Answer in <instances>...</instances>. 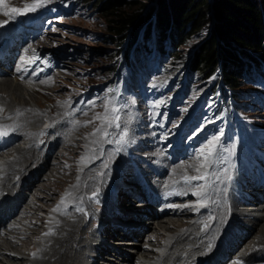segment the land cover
Returning <instances> with one entry per match:
<instances>
[{"label":"rangeland","instance_id":"1","mask_svg":"<svg viewBox=\"0 0 264 264\" xmlns=\"http://www.w3.org/2000/svg\"><path fill=\"white\" fill-rule=\"evenodd\" d=\"M105 1L110 2L111 0H49V3L46 6L56 8L57 13L48 18L49 26L45 29L47 30V33H43L47 36H44V38L37 41L38 46L41 45L45 49L53 52L52 54L57 56L59 60L56 72L50 75L46 81L43 82L46 86L49 84L48 87H43V89L42 87H39L38 84L27 85L15 81L14 78L0 77V79H8L14 86L19 84L20 90L23 93L22 102H25L26 105H28L23 111L29 112L31 110H35V114L38 115L36 120H30L26 124H22L20 122L21 124L19 123V125L21 129L19 131L24 128L25 132L29 133V136L30 134L32 135L38 129L37 127H39L42 123L53 121L55 119H57L56 121H64L65 126L71 125L75 128L73 131H70L71 134L64 133V131H68L65 129L61 130V133H57L56 136L61 138L60 143L58 142V144H55L56 141H54L55 143L53 142V144L57 146L54 147V150L51 151L50 155H48L46 159L49 164L45 165L46 167L44 166V168L42 167L43 171L35 176V178H37L36 182L34 181L35 187H32L30 190L23 188L20 191L22 196L25 195L23 197L24 200L20 202V205L17 207L18 211L13 215L14 217L10 216L8 218L9 220L5 223L11 225L12 229L8 230L0 227V264H15L14 260H10L8 258L15 256L25 257L29 259L30 263H32V261L36 262L39 259V256H41V258L37 261L39 262L42 259V255L37 254L39 250L35 249H37L39 245H43L41 241L43 237L49 238L52 235L47 227L51 223L56 222L57 218L55 217L58 213V209L61 210L63 214L67 212L65 208L63 209L62 206H58L55 214V207L52 206V204L57 202L59 195L63 192H69V194H71L70 192L74 193L81 191V189L83 190L86 186L88 188L96 189L95 183L101 182L99 178H94L95 181L86 183V185L83 184L87 177L84 180L81 179L82 177L79 175L81 173L80 167L88 163V160L90 159L89 156L92 153L97 152V154L102 155L103 152H106L107 148L103 146L106 140L103 139V137L105 138L108 133L103 132L102 134L101 132H97V129H100V127L95 125L94 122L100 113L107 116L108 119L111 120L113 116L111 111L114 108L113 104L115 107L122 104L124 105L126 100L128 102V99H130V102L127 103L128 105L121 108L120 112L121 114L123 113V117L127 119L135 118L136 120L138 132L135 133L132 140L133 143L148 140V136H146L145 133L146 128H144L145 125L140 115L145 111L144 109L137 110L140 106L147 109L157 108L156 111L162 113L161 117H158L156 113H151L152 117L149 118V122L156 124L160 131H164V129L166 130V132L163 133L165 136L164 141H167L171 137L173 138L169 144L170 151L173 146L180 141L179 146L181 153H183L184 144L189 147H195L196 152L199 155V160H201V148H203L209 141H219L218 132L220 131V127H218L217 123L205 130L209 123L219 120V116L217 119H214L218 114L217 106L220 100L219 96L216 95L218 89L210 78L203 79L199 77L191 65L193 60L192 58L194 56L193 53L208 36L212 26L213 19L212 21L210 19L211 13L207 11L204 17H198L197 21L200 25L199 30L192 32L186 41L178 45L173 56L166 54L164 58L159 59L158 56L154 54L156 49L153 48V45H150L148 48H151L152 51L149 54L144 55L145 65L141 66L136 63L131 65L127 63L123 53L125 40L120 42L117 35L110 29V26H115L116 24L114 23V20L120 16H124L125 14H150L152 20H154L153 16L159 5L158 0H115L116 2H113V0V5L109 4L106 6L103 5ZM29 2H31V0H8L5 2L4 8L7 11L12 10L13 8L23 9L25 3ZM10 15L17 17L19 14L12 13L11 11L8 16ZM0 17H2L1 14ZM2 18L4 19V17ZM188 31H191V28L188 29ZM125 34H127V32ZM259 79L247 81L243 78L239 82L238 87L235 89L240 98L237 104L240 109L238 111L233 110V118L231 120L232 135H236L235 137L237 139L241 138L244 143L247 136L250 139V131L254 133L251 135L250 141L257 138L255 133V124L264 125V77H260ZM33 90L39 91L37 100H34V98L30 95ZM7 95L8 94L0 93V99H6ZM12 97L13 96L10 97L12 101H7V104H10V107L1 101L2 105H0V108L3 112L0 110V122H4V120L5 122L7 120L9 121L11 118L16 116V113L17 115L20 114L19 111L12 113V116L10 114H6L11 106H17L21 103L19 100ZM46 98H52L53 102L50 103ZM83 98L84 100H82ZM109 101L112 102L108 103ZM68 102L70 104H74L70 105V107L84 106L85 104L90 103V112L88 107H86L82 110L85 114L82 119L73 118L71 112L68 113V115H70L68 118V116L65 115L68 109ZM99 105H101V107L98 108L97 106ZM52 106L54 107L52 108ZM197 106H199L198 109H196ZM49 108L50 110L51 108L54 109L53 113H47ZM193 109H196L194 115ZM87 112L89 113L87 114ZM114 115L117 116L118 114L115 113ZM5 117L7 119H5ZM116 121L114 123H116ZM76 123H78V125ZM101 124L106 127L108 126V131L111 132L110 134H114V141H117L118 146L122 148L120 139L125 138L127 135L126 131L123 130V127H121L119 123H116L119 124V127H115L112 124H105L104 121L101 122ZM167 126L174 128L167 131ZM78 128L82 129V131H79ZM261 129H264V126ZM93 133H99V135L101 134V136H103L102 139L100 137L97 138L96 136L97 141L92 142V137L90 135H93ZM73 135H77V137ZM54 137H47V140L55 139ZM86 139H88V141ZM64 142H67L68 144L64 145ZM88 142H91V144ZM163 144L166 143L164 142ZM24 146V138L16 139L11 147L6 149L2 155H0V173H4V171L7 170L5 167L8 168L6 164L14 160V149ZM27 146H29V144ZM240 147V144L232 145L229 150H227V157H225L226 161L228 159L233 161L232 158L235 157V151ZM91 148L93 149L90 150ZM101 155H97V158ZM220 156H223V154ZM116 157H118V155H116ZM73 165L77 166L78 169H76L74 175H71L69 172L70 167ZM61 166L65 173L60 169ZM109 166L111 167L112 165L109 164ZM198 166L199 164L191 169L195 170ZM34 167L36 168V165ZM97 167H100L101 170L105 168L104 163L101 164L100 162H96L93 168ZM14 168L17 167L15 166ZM50 168L55 169L52 175L49 173ZM232 170L233 169L231 167L230 171L225 174V180L226 176L229 175ZM207 172V175L212 176L213 178V190L214 193H216L218 192L220 186L215 181L217 170L215 169L213 171L211 169L209 171L208 169ZM18 176L19 174L15 178ZM69 176L72 177L70 181ZM47 177H49L48 182L51 183V185L48 187L49 189L44 190L42 188L45 184H47ZM60 178H65V180L60 182L58 181ZM77 182L80 183L77 184ZM6 184H8V182H6ZM6 184L4 185L3 190H8V185ZM9 185H11V183ZM78 185L80 187H78ZM101 190L105 191L106 186L104 185ZM100 192L101 191H97L95 193L98 194ZM216 194L218 195L219 193ZM20 196L21 195L18 197L21 198ZM45 198L49 199L46 201ZM129 198L132 200L131 197ZM80 200L82 199L80 198ZM86 200L87 199L85 198V201ZM122 205H125V207L122 208ZM129 206L134 208H130ZM73 207L76 208V206H72L69 209H72ZM135 207L136 204L134 203L126 205L122 202L120 208L122 211L127 209L126 211L130 212L140 210L138 206V208ZM95 210L97 209L95 208ZM250 212H253V215L254 213H257L254 215H257V217L258 215H262L261 212L258 213V210ZM4 213L6 212H3V214ZM250 215L251 214H249V216ZM33 217H41L44 222L41 223L38 220H34ZM150 218L151 217H147L146 219L144 218L145 220L142 223L144 224L151 221ZM188 218L189 217H184L183 215L171 217L166 215L163 219L167 221L174 219L179 220L180 222L188 220ZM29 219H31L30 223ZM60 222L61 221L59 220V223ZM88 222L87 226H90L91 221ZM147 224L148 225L146 226H151V224ZM152 224L155 225V222H152ZM258 224L259 226H262L264 224V218L260 219ZM34 226L39 228L38 237L33 236L31 233ZM42 228H44V230ZM157 228V226H155L154 229L149 228L146 230L147 235L144 232L141 237H137V242L140 245V247L137 248L138 252L136 249H133L131 245H127V247L123 246V248L128 251H133L134 256L132 264H142L140 263V261H143L142 259H144L147 264H156L153 261H148V259L144 258L141 254L146 253L143 251L148 249H144V247L154 246L149 241V237H151V239L156 237L158 240L161 239L160 241L164 239L163 242H165L166 239L169 240V238H171V235L173 234L172 232L175 231L174 229L165 230L163 228ZM90 229L91 228H88L87 231H90ZM175 229L177 230L178 228L176 227ZM56 236L57 234H54L52 237L55 238ZM102 236L105 238V241L102 243H91L94 244L95 247H100L102 244L114 247L113 244L114 242H117V240H130V238H121V235L120 237L117 236L114 239H112V235L109 234H103ZM25 239H28V241L31 242V245L35 247L33 251H28V249H25L24 245H22L23 247L21 246L22 248L20 247V251H16L10 247V242L12 244H14V242L19 244V242H22V240ZM246 239L250 241L252 239V233H248ZM262 241L264 242V240ZM246 242L245 244L248 243ZM239 247L241 251H243V247L245 246L240 245ZM235 250H238V247ZM85 251L87 252V250ZM233 252L234 251H232L231 256ZM112 253L113 252L110 254ZM103 255V257H105L106 254L104 253ZM35 256L38 258L35 259ZM92 256L95 255L93 254ZM117 261H120V259ZM24 262L27 264L28 260H24ZM96 262L97 264H103L105 263V260L98 257L95 258L94 263L96 264Z\"/></svg>","mask_w":264,"mask_h":264},{"label":"bare ground","instance_id":"2","mask_svg":"<svg viewBox=\"0 0 264 264\" xmlns=\"http://www.w3.org/2000/svg\"><path fill=\"white\" fill-rule=\"evenodd\" d=\"M7 1L8 0H5V2H7ZM3 12H4V10H3ZM3 12L0 13L2 15V17L4 16ZM10 16H13V15H10ZM18 16L17 17L13 16V17L18 18ZM2 17H0V21L3 19ZM3 36H7V35H5L2 31H0V37H3ZM42 38H44V37H42ZM33 44H36V43H33ZM0 45H1V43H0ZM11 45L15 48V53L21 52V50L17 48V41L11 42ZM1 62L2 61L0 60V65H1ZM48 85L46 86L44 83L38 84V86L42 87V88L48 87ZM0 93L8 94L6 96V99H0V105H2V103H1V101H2L8 107H10V104H7V101L11 100V98H10L11 96H13L15 99H17L21 102L17 106H15V105L11 106V108H9L7 111L8 113H6L7 115H9V114L11 115L12 113L19 111L20 114L17 115V113H16V116H14L11 119L9 118L10 119L9 121L7 120L5 122V120H4L3 123L5 124V126L7 128L15 127L16 130L18 131V134L20 135L19 137L22 136L26 139L24 147H19L17 149L16 148L14 149V151H15L14 157L15 158L13 161H11V162L8 161L10 163L6 164V166L8 168L5 167V169H7V170L4 171L3 178H2L4 180L3 187L6 184V182H8V184H6V185L10 186V188H7L8 189L7 191H9V193H11V191L13 189H15V187L12 185L13 183H11L10 181L17 174H20V171H21V175H19L17 178V181L19 182V185L17 186V188L19 190L16 192L15 199L12 200V203L10 205H7L6 207H2L3 210H0V213H2V214H3V212L7 213L10 211L9 212V215H10L12 213L11 211L15 207V202L24 197V196H22L20 191L23 188H26V190H30V189H32V187H35L34 181L36 182V179H37V178H35V176L37 174H39L41 171H43L42 167L44 168L45 165L49 164L48 161H46V159H47L48 155H50L51 151L54 150V147L57 146V145L55 146V144H58V142L60 143V140H61V138L59 136L58 137L56 136L57 133H61V130L65 129L68 131H64V133H70L71 134L70 131H73L75 128L72 127L71 125L65 126L64 121H62V120L56 121L57 119H55L53 121H48L49 126H48V129H46V131L45 130L40 131V129L38 128L35 132L33 131L34 133L32 135L30 134L28 136L29 133L25 132L23 126H22L23 130L19 131L21 129L19 123L21 122L22 124L23 123L26 124L30 120H36L38 118V115L35 114V110H31L29 112L23 111L28 105H26L25 102H22L23 93L20 90L19 84L14 86L8 79L6 80V79L2 78V79H0ZM38 93H39L38 90H33V91H31L30 95L34 98V100H37ZM82 100H84V98ZM47 101H49L50 103L53 102L52 98L47 99ZM81 101H79V102H81ZM110 102H112V101H109L108 103H110ZM128 102H130V99H128ZM128 102L126 100V103H124V105L122 104V105H118L116 107L113 104V107L115 109H117L116 113L118 114L117 116L119 118L116 121V123H119L121 125V127H123V130L126 131V134H127L126 137L124 139H122V141H124L126 143V146H124L123 149L118 146L117 141H114V134L113 133L110 134L111 132L108 131V126L106 127L105 125L101 124V122H103L102 120L96 119L94 122L95 125H98L100 128L103 129L104 133H108V134H106L107 136L105 138L103 136H101V134L99 135L100 132L95 134V135H90L92 137L91 141L95 142V141H97L98 137H100L101 139L103 137V139L106 140V142H105V144H103V146L107 149H106V152L102 153V155L97 154V152L92 153L89 156L90 161L88 160L87 164L82 165L80 167L81 173L79 175L82 177L81 179H83V180L87 177L83 182V184H85V185H86V183L95 181L94 178H96V179L99 178V180L101 182L95 183L96 189L88 188L86 186L85 188L83 187L84 189L83 190L81 189V191L74 192V193L70 192L71 194H69V192H63V193H61V195H59L57 202L52 204V206L55 207V214H56L58 206H62L63 209L65 208L67 210V212L63 214L62 211L58 209V213L56 214V217H55V218H57L56 222L52 221L53 223H51L47 227L48 230H50L52 235L49 238L43 237V239H41L43 245L42 244L39 245V247H37V249H35V247H33L31 245V242H29L28 239L22 240V242H19V244L17 242H14V244H12L11 242L9 243L10 247L16 251H20V247L22 245H24L25 249H28V251H33L34 249L39 250V252L37 254L42 255V259L39 262H37V261L41 258V256H39V259L36 262L32 261V263H30L29 259H27L25 257L23 258V257L15 256V257H8V258L10 260H14L15 264H25L26 262H24V260H28L27 264H86V263L87 264H92V263L95 264L94 263L95 258H98V257L105 260V263H103V264H132V260H133V256H134L133 251H128L127 249L123 248V246L127 247V245H131L132 248L136 249V251H137L138 250L137 248L140 247V245L137 242L138 241L137 237H141V235H143L142 233H144V232L147 235V232H146L147 229H149V228L154 229V227L157 226L158 228H163L165 230L166 229L167 230L174 229L175 231L174 232L171 231L173 233L171 235V238H169V240L166 239L165 242H163L164 239H162V241H160L161 239L158 240V238H156V237L152 238V239H151V237H149V241L154 246H158L159 243L163 242L161 245L166 246L164 248L166 250H164L161 254H159L155 250H152L149 248L146 249L145 251H143L146 253H141V254L144 258L148 259V261H153L156 264H215V263L220 262V259L217 258L216 256L215 257L214 256L213 257H207L208 254H205L203 252L205 244L202 243V241L204 239H201V237H204V234L201 231H199V227L201 230L206 229L207 228V221L198 222L195 219L197 217V215L203 214L199 210V208H197L195 206L184 208V209H179V208L171 209V210L166 211V212L164 211L165 214L169 215L170 217L171 216H178V215H183L184 217H189L188 220H183L180 222H179V220H174V219H171L170 221L164 220L162 216H160V217L157 216V214H156L157 211L155 209L147 208V207L142 206V205L140 206L139 204L138 205L136 204V206H139V208H140V210H138V211L134 210V211L130 212V211H126L127 209L125 211L124 210L122 211L121 209H119V211H120L119 213L121 214L120 216H114V214H113L114 212L112 211L111 206L109 205L107 200H106V202H103V206H104L103 212H95L94 210H92V206L88 202V198L93 196V194H94V193H92L93 191L101 190L103 188V186L109 180L108 175H110V173H113L117 170H120L121 161L125 159V156L123 153H126L127 151H129L130 148H132L134 150V152L136 153V155L140 156L143 159V161L148 164V166L151 169V173H153V175L156 176V179H155V177H153L154 181L152 183L153 184L154 183L155 184H161L163 186V188H170V190L172 191L171 197H165L164 198L165 202L170 203V202H173L176 200L177 201H179V200H191L193 198V196L189 195L188 193H186L184 197L179 198L177 196V192L179 190H188L191 188L194 189V188L204 187L205 195L200 197L201 200H204V206H206V205L211 206L212 204H214L215 202H218V201L223 204V212L219 217H217L219 214L215 211H210L208 214H206V216L210 219V222L215 223L216 225H221V224L227 223V221L229 219H230V221H235L239 225L243 224V223H246V225H247V223L250 222L249 223L250 225L247 226V232L252 233V239L248 242L247 241L248 239H246L247 234H244V235L241 234V236H239L237 238L238 240L235 243H229L228 245H226L225 249L223 250V253H224L223 255H228V259L234 255H239L237 258L241 259V260L242 259L247 260V257H249L251 255H256V256H258L257 258L259 261V263H257V264H263L264 258L259 257L260 256L259 255L260 254V248H258V247L264 246V242L262 241V240H264V238H263L264 237V224L262 226H259L258 221L260 219L264 218V204H263V208L260 209V211H259V212H261L262 215H258V217H257V215L254 216L252 214L249 216L248 214H244V212H239L237 210H234L233 207H237L238 203H237L236 197L233 194V189L230 185V174L226 176V180H225V174L230 171V169L232 167L231 164L227 166V172H225V174H224V172L219 173V168L223 166L224 162L226 163L225 157H227V156L226 155L225 156H219L217 154V152L214 151V155L209 160L208 166L206 168L202 169L203 173H206L208 169H209V171L211 169L213 171L215 169L217 170L215 181L217 184L220 185L218 192H216V193H219L218 195L216 193H214V190H213L214 182L212 181L213 180L212 176L207 175V179H205V180H194V181H192V182H196V183H184V177H186V176L187 177L198 176L201 174V173H198L197 171H195L194 169H191V168L196 166L197 164L202 163L203 161L198 160V157L195 155L194 152L187 153L185 155H181V154L177 153L175 159H171L168 156V154H165L166 149L159 144V133L156 130L154 124L149 122V114L147 115L146 112L141 113L140 115L144 121V125H145L144 128H146L145 133H146V136H148V140H142L140 142L133 143L132 140L135 136V133L138 132V130H137L138 125L136 123V120H135V118L134 119H127V118L123 117L122 116L123 113L121 114V112H120V109L127 106ZM70 105H74V104H70L68 102L67 112H66V114L64 113L66 116H68V118L70 116V115H68V113L71 112L73 118H81L82 119L83 115H85L84 112H82V110L84 108L88 107V110L90 112V108H91L90 103L85 104L84 106H77V107H70ZM130 105H132V104H130ZM53 107L54 106H52V108ZM97 107L99 108V107H101V105H99ZM52 108H51V110L49 108L47 113H49V114L53 113L54 109H52ZM142 109H145V108L143 106H140V108L139 107L137 108V110H142ZM0 110H1V108H0ZM118 111H119V113H118ZM42 112H43V110H42ZM89 112H87V114ZM99 116H104V115L102 113H100ZM6 117H5V119H7ZM71 124L73 125L72 122H71ZM76 124L78 125V123H76ZM82 128H84V127H82ZM78 130L82 131V129H79V128H78ZM112 131H113V129H112ZM53 134L55 135V137ZM52 136L55 139L47 140V137L50 138ZM73 136H75V135H73ZM96 136H97V138H96ZM75 137H77V135ZM91 137H89V138H91ZM70 138H69V140H70ZM128 139L131 140L130 143L128 142L129 141ZM86 140L88 141V139H86ZM45 141H47L46 147L48 150H47L46 154L43 157H41V156H39V153L37 151H34L33 145L38 142V147H40L41 144ZM54 141H56V143ZM53 142L55 144H53ZM28 144H29V146H27ZM65 144H68V143L64 142V145ZM89 144H91V142ZM234 144H240V142L236 141L232 145H234ZM81 146H82V144H81ZM240 146H241V144H240ZM85 148H87V147H85ZM93 148H95V147H93ZM93 148H91L90 150H92ZM97 155H101V156H99V158H97ZM116 155H118V157H116ZM99 159H101V160H99ZM222 159H224V160H222ZM96 162H100L101 164L104 163L105 168L102 170L100 167L93 168L95 166ZM232 162L233 161H231V163ZM109 164H111L112 166L110 167ZM35 165H36V168L34 167ZM15 166L17 168H14ZM32 168L35 170H31ZM60 169L62 170V166L60 167ZM76 169H78L77 166H75V165L71 166L69 173H71V175L72 174L74 175V172H76ZM54 170H55L54 168H50L49 173H51V175H52ZM48 171H49V169H48ZM25 172H28V175L26 177L24 176ZM22 173H23V175H22ZM150 177H152V176H150ZM167 177H168V179H167ZM28 179H29V181H28ZM48 179H49V177H47V184H45L43 186V188L41 187L44 190L49 189L48 187H50V185H51V183L48 182L49 181ZM60 179H58V181H60V182L65 180V178H60ZM67 179H68V177H67ZM70 179H72L71 176H69V181H70ZM81 182H82V180H81ZM10 183H11V185H9ZM78 183H80V182H77V184ZM82 185H81V187H82ZM78 187H80V186L78 185ZM108 187H109V192L111 194L116 192V190L113 188L112 183H110L108 185ZM71 189H72V187H71ZM117 193H118V196L116 195V199H117V201H119L120 207H121L122 202L126 203L127 201H132L127 195L123 194L122 190H118ZM19 195H21L20 196L21 198L18 197ZM251 196H253V195H249L247 199L251 200V201H255V199L252 198ZM80 198L82 200H80ZM85 198L87 199L86 201H85ZM196 198H198V197H196ZM229 198H230V203L228 202ZM45 199L47 201L49 198L48 199L45 198ZM80 202H82V203H80ZM241 205H244V204H241ZM72 206H76V208L73 207L72 209H69ZM122 206H123L122 208L125 207V205H122ZM84 213H85V215H84ZM133 213H135L134 217L131 215ZM141 214H145V217H144L145 219L147 217L148 218L151 217L150 218L151 221L147 222V223L151 224L150 227L146 226V225H148L147 223H144V224L142 223L145 219L140 216ZM123 216H126V217H123ZM109 217H113V220H115V223H119V224L122 223V224H125L127 226H133V228L130 230H125L126 232L119 230V229H117V227L111 226L110 223L107 222V221H109ZM104 218L106 221L102 222V220ZM33 219L38 220L41 223L44 222L43 218H41V217H35V218L33 217ZM26 220H28V219H26ZM30 220L31 219H29V223L31 222ZM59 220L61 221L60 223H59ZM88 221H91L90 226L94 224L93 223L94 221H96V222L100 221L101 222L102 227H101V231H100L101 234L99 233L100 235H103V234L108 235L109 234V235H112V239H114L117 236L120 237V235H121V238H123V239L130 238V240H128V241L117 240V242H114V244H113L114 247H110L109 245H104V244H102V245L100 244L101 245L100 247H95L94 244L102 243L105 240H103L102 242H94V244L91 243V241H90L91 238H89L90 232L87 230H88V228H92V226L91 227L87 226L89 223ZM152 222H155V225H153L154 223L152 224ZM141 224L144 226H142ZM176 227L179 229V231H178V229L177 230L175 229ZM42 229L44 230V228H42ZM97 231H98V229H97ZM38 232H39V228L34 226V228L32 229V232H31L33 234V236L38 237ZM215 233H217V231H215ZM54 234H57V236L55 238L52 237ZM214 235L215 234H213V236ZM245 242L247 244H245ZM12 245L16 246V247H13ZM240 245L245 246V247H243L244 248L243 251H241V249L239 247ZM44 247H46V248H44ZM237 247H238V250H235ZM88 249H90L89 251H92V253L91 254L89 253V255L86 257L85 250L88 251ZM247 250H249L251 252L248 254V253H246ZM110 251L113 253L110 254L111 253ZM232 251H234V252L231 256ZM104 253L105 254L107 253L106 254L107 257L106 256L103 257ZM93 254L95 256H92ZM89 256L92 257V259H93L92 262L87 261V260H89L88 259ZM210 256H212V254ZM37 258L38 257L35 256V259H37ZM118 259H120L121 262L117 261ZM142 260L143 261H140V263L147 264V263H145L144 259H142ZM125 261H127V262H125ZM96 264H97V262H96Z\"/></svg>","mask_w":264,"mask_h":264},{"label":"trees","instance_id":"3","mask_svg":"<svg viewBox=\"0 0 264 264\" xmlns=\"http://www.w3.org/2000/svg\"><path fill=\"white\" fill-rule=\"evenodd\" d=\"M112 1L103 5H113ZM158 3L154 20L150 14H125L114 20L115 26H110L120 42L125 40V60L131 63L133 59L142 65V53L148 50L152 38L161 58L165 54L173 56L176 47L199 30L198 17L209 11L213 23L208 36L193 53L191 65L203 79L219 70L217 83L221 84L222 104L237 108L239 95L235 89L241 79L251 81L256 73H264V0H158Z\"/></svg>","mask_w":264,"mask_h":264},{"label":"snow or ice","instance_id":"4","mask_svg":"<svg viewBox=\"0 0 264 264\" xmlns=\"http://www.w3.org/2000/svg\"><path fill=\"white\" fill-rule=\"evenodd\" d=\"M49 3V0H31L29 3H25L23 9L19 8H13L11 11L12 13H18L23 14L25 12L31 11L35 12L39 8L45 7ZM3 15L8 16L9 12L5 11L3 12ZM19 71H23V69H18ZM113 116L112 119L109 120L107 116H97L96 119L104 121L105 124H112L115 127H119V124L114 123L116 120H118V116L114 115L117 111V109L113 108L112 110ZM97 132H101L103 134V129H97ZM96 133H93L95 135ZM216 147L215 140L209 141L203 148L200 150V158H202V163L199 164V166L195 169L198 173H201L198 176H192V177H184V180L186 183H191L194 180H205L207 179V173H203L202 169L206 168L208 166L209 160L214 155V150ZM83 159V158H82ZM206 187V186H205ZM192 195L200 198L205 195L204 187H201L199 191L193 192Z\"/></svg>","mask_w":264,"mask_h":264}]
</instances>
